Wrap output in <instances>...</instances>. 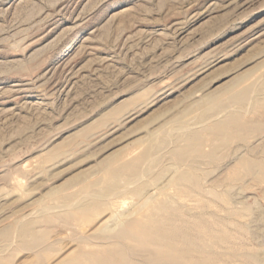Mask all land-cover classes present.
<instances>
[{
	"label": "rangeland",
	"instance_id": "rangeland-1",
	"mask_svg": "<svg viewBox=\"0 0 264 264\" xmlns=\"http://www.w3.org/2000/svg\"><path fill=\"white\" fill-rule=\"evenodd\" d=\"M263 103L264 0H0V264H57L145 193L195 264H264ZM231 119L263 128L213 143Z\"/></svg>",
	"mask_w": 264,
	"mask_h": 264
},
{
	"label": "bare ground",
	"instance_id": "bare-ground-1",
	"mask_svg": "<svg viewBox=\"0 0 264 264\" xmlns=\"http://www.w3.org/2000/svg\"><path fill=\"white\" fill-rule=\"evenodd\" d=\"M239 81H240V77H236L232 81V83H230L225 88L221 89V91H220L221 94L224 91H226L227 93L230 94V91H232L233 87H235V85H237L239 83ZM218 96L219 95L213 94V92H212V94L205 96L206 98L204 100L206 102L204 101V103L206 104L209 102L216 101L220 97V96L219 97ZM230 96L232 98H234L235 100H238V101H240L242 99L241 94H233ZM261 107L264 108V103L262 104ZM240 120H242V119H240ZM260 122H254V123H250V124L248 123L249 127H247V128H246V126H247L246 121H243V120L239 121V119H231L227 123L228 126L224 125V127H223V125H221L222 122H219L220 125L213 127L211 129V134H209V135H211L210 137H211V140H213L212 142L216 144L217 141L218 142L222 141L223 138H226V137L230 138L234 135L238 136L237 134L244 133V130L246 132V130L252 129L251 130V132H252L253 129L255 130L257 128V126L260 124ZM223 124H224V121H223ZM261 124H262V122H261ZM259 128H263V126L262 127L259 126ZM259 128H257V129H259ZM207 132H208V130H207ZM236 136H234V137H236ZM219 144H220V142H219ZM178 151H180V150H178ZM111 158H108L107 161H105V163H102L103 168H106L109 164L112 163V161H114V159H111ZM241 158H238V159H240V162L242 161ZM243 160L246 161L245 158ZM249 161L250 160H248V162ZM244 163H247V161ZM262 163H264V162H262ZM241 164L243 165V161ZM247 164H245V165H247ZM256 164H258V162ZM136 165H137V163H136ZM251 165L254 166L253 162ZM258 165H255V167L257 166L260 168V166H258ZM262 166H261L262 170L261 169H258V170L254 169V172H255V170L257 172V173L255 172L256 175L254 177H257L258 179H263V181H264V170H263ZM134 168H135V163H132L131 165L122 164L119 166V170L124 172V173L131 172L134 170ZM240 168H241V166H240ZM245 169H247V168H245ZM248 169H251V166ZM137 171H138V169H137ZM251 171H253V170L251 169ZM142 172H141V174H142ZM133 173H134V171H133ZM133 173H131V174L134 175L135 173L134 174ZM137 178H138V176H137ZM138 179H135L136 182ZM174 181H176V180H174ZM131 184H133V183L131 182ZM54 192H55V190H54ZM54 192H52V193H54ZM158 193H160V195H161V192L159 191V192H157L156 196L158 195ZM145 194L142 196L141 203L139 202L140 204L139 205L137 204L138 206L131 209L130 212L125 213V214H121V215L116 216V217L112 216L110 219L105 220L103 222H100L97 225V227L94 228V230L91 232V233H93V235H91L92 237H85V239L83 241L81 240V243H79L77 250L75 252L67 255L65 258H63L61 261H59L57 264H190L192 261H193V263H194V261H197V260H195V258L200 257L198 255L199 250L197 251V249H199L198 247L201 244H204V242L202 241V243L200 245H197L196 242L194 241L192 233H188V232L187 233H181V231H180L181 229H179V227H177V223L182 222L183 219L179 222V220H180V218H178L179 216H177V218H175V219H179V220H175L174 218L173 219L167 218V217L165 218L164 216L162 217L159 214V212L161 211V206L163 205V204L161 205V203H162L161 200L159 201L157 199L158 200L157 201L156 199H153L151 197V195H153V194H151V195H147V193H145ZM159 199H160V197H159ZM169 203H171V202H169ZM172 204L167 205L169 209L172 206ZM80 206H82V205H80ZM172 207H174V206H172ZM60 210L61 209H59V211ZM171 216H173V215H171ZM190 229H191V227H190ZM194 229H196V228H194ZM195 231H197V230H195ZM197 234H199V233H197ZM199 235H201V234H199ZM198 236H197V238H198ZM197 242H200V240ZM76 243L78 244V242H76ZM202 246H204V245H201V247ZM207 246H208V244H206V248H207ZM208 247L210 248V246H208ZM202 249L205 250V247H202ZM207 249H206V251H207ZM195 252L198 253L197 254L198 256L195 254ZM200 252H202V251H200ZM195 255L197 257H194ZM35 257H37V256H35ZM201 260L198 262L203 261V260L202 261ZM29 264H41V261L35 260L33 263H29Z\"/></svg>",
	"mask_w": 264,
	"mask_h": 264
}]
</instances>
